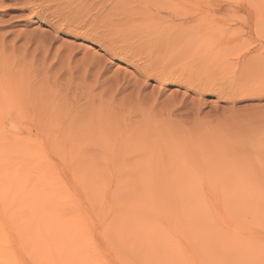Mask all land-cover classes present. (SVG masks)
<instances>
[{
  "label": "rangeland",
  "instance_id": "374dc122",
  "mask_svg": "<svg viewBox=\"0 0 264 264\" xmlns=\"http://www.w3.org/2000/svg\"><path fill=\"white\" fill-rule=\"evenodd\" d=\"M263 36L264 0H0L2 178L50 194L0 190L16 261L264 264Z\"/></svg>",
  "mask_w": 264,
  "mask_h": 264
},
{
  "label": "bare ground",
  "instance_id": "6f19581e",
  "mask_svg": "<svg viewBox=\"0 0 264 264\" xmlns=\"http://www.w3.org/2000/svg\"><path fill=\"white\" fill-rule=\"evenodd\" d=\"M258 26H259V24H258ZM229 36H230V34H229ZM240 95L242 96V94H240ZM37 130H40V129L38 127H36L32 132H30L31 137L36 134ZM2 175L4 176V173L2 170H0V190L4 189V188L8 189V193L4 196H10V197H12V199H14L13 201H11L12 199H10V201L15 204L14 209L20 208L23 205V206H26V208L29 210H32L35 208L41 210L46 206V204L42 203V201L49 202L50 194L48 195L47 193L44 192V187L40 181L37 183L35 189L30 190V193H28L26 195H21L20 193H17V191L15 189H13V188L11 189L7 185V182L3 180ZM0 193H3V192H0ZM3 201H2V204L4 203ZM28 220H32V215L28 216ZM26 223H27V220H22L21 221L22 227L19 228V231L21 232L19 239L21 238V240L24 242L27 241ZM9 243H10L9 240H8V238L5 237V235L3 233V228L0 225V264H19L16 261V258L12 253L13 249L11 251ZM24 263L27 264L26 260L23 262V264Z\"/></svg>",
  "mask_w": 264,
  "mask_h": 264
}]
</instances>
